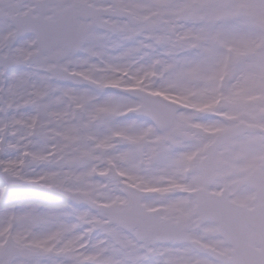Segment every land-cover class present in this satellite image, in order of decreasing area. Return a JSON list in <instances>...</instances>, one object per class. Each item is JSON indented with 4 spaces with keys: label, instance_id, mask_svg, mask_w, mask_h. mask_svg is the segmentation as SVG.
<instances>
[{
    "label": "snow or ice",
    "instance_id": "1",
    "mask_svg": "<svg viewBox=\"0 0 264 264\" xmlns=\"http://www.w3.org/2000/svg\"><path fill=\"white\" fill-rule=\"evenodd\" d=\"M0 264H264V0H0Z\"/></svg>",
    "mask_w": 264,
    "mask_h": 264
}]
</instances>
